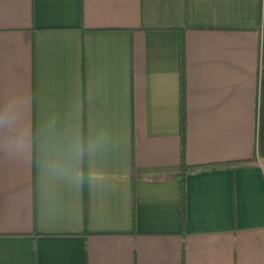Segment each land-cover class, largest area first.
Segmentation results:
<instances>
[{"label": "crops", "instance_id": "obj_1", "mask_svg": "<svg viewBox=\"0 0 264 264\" xmlns=\"http://www.w3.org/2000/svg\"><path fill=\"white\" fill-rule=\"evenodd\" d=\"M10 97L97 147L77 180L0 140V264H264V0H0Z\"/></svg>", "mask_w": 264, "mask_h": 264}, {"label": "clouds", "instance_id": "obj_2", "mask_svg": "<svg viewBox=\"0 0 264 264\" xmlns=\"http://www.w3.org/2000/svg\"><path fill=\"white\" fill-rule=\"evenodd\" d=\"M27 106L28 101L18 97H10L0 104L2 146L12 154L22 156L30 153L35 144L41 154L39 166L48 177L79 180L77 166L85 155L96 150V141L85 142L75 126H62L56 119L34 133L27 120Z\"/></svg>", "mask_w": 264, "mask_h": 264}, {"label": "trees", "instance_id": "obj_3", "mask_svg": "<svg viewBox=\"0 0 264 264\" xmlns=\"http://www.w3.org/2000/svg\"><path fill=\"white\" fill-rule=\"evenodd\" d=\"M185 42L184 38L181 41V53H182V67H183V81H182V168L179 174V178L182 181L183 188H182V206H183V213L186 210V189H185V179L189 170L192 169L191 166L187 164L186 161V85H185V73H184V63H185Z\"/></svg>", "mask_w": 264, "mask_h": 264}]
</instances>
